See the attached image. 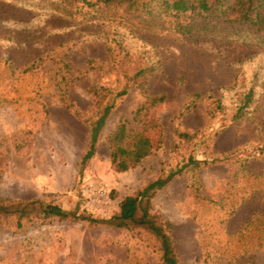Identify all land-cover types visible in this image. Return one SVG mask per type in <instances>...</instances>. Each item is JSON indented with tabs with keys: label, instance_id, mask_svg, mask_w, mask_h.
<instances>
[{
	"label": "rangeland",
	"instance_id": "obj_1",
	"mask_svg": "<svg viewBox=\"0 0 264 264\" xmlns=\"http://www.w3.org/2000/svg\"><path fill=\"white\" fill-rule=\"evenodd\" d=\"M112 33L123 38L122 54L113 52ZM126 54L155 57L157 72L146 94L133 88L117 102L95 156L82 166L94 113L89 90H121L134 66L122 63ZM39 60L34 72H24ZM253 86L249 108L235 121ZM149 97L164 101L137 115ZM186 104H192L189 111ZM121 121L134 131L144 122L155 125L144 132L152 154L127 172L115 171L107 147ZM179 133L192 139H180ZM190 159L207 165L192 164L175 176L152 199L154 212L171 225L181 264H204L202 251L228 258L226 246L236 245L245 225L264 213V49L194 44L117 22L84 24L0 0V198L40 200L80 218L108 221L124 198ZM192 183L217 203L228 202L236 186L240 192L245 183L251 187L225 233L215 234L212 226L226 218L225 210L218 206L208 213L190 195ZM0 264L161 262L132 232L52 218L24 229L0 224ZM236 264H264V247Z\"/></svg>",
	"mask_w": 264,
	"mask_h": 264
},
{
	"label": "trees",
	"instance_id": "obj_2",
	"mask_svg": "<svg viewBox=\"0 0 264 264\" xmlns=\"http://www.w3.org/2000/svg\"><path fill=\"white\" fill-rule=\"evenodd\" d=\"M13 2L21 7L84 24L117 22L136 30L167 35L194 44L214 42L264 49V0H13ZM110 38L114 44L113 52L122 54L120 50L123 48V38L120 39L114 34L110 35ZM41 61L28 67L24 72H34ZM122 63L134 66L131 68V74H126V82L121 90L114 91L107 87H92L89 90L94 113L92 121L88 124L89 144L82 159V166H86L95 156L100 136L117 102L127 96L133 88L146 94L149 90V79L156 74L159 66L155 57L141 60L133 59L130 54L124 56ZM254 88L255 86L244 94L233 117L235 121H238L249 108L254 96ZM193 98L195 103L200 95H194ZM163 101V97H149L138 109L137 115L144 109L147 111ZM187 105H184V111H189V107H192V104ZM151 127L155 125L144 122L141 128L134 131L129 128L127 121H121L115 127L107 139V147L111 152V162L115 171L127 172L152 154L153 144L144 134ZM178 136L180 139H192L187 133H179ZM261 153L263 154L262 151ZM192 164L196 167L207 165L206 162L190 159L182 168L172 170L168 175L149 183L136 195L124 198L120 203V212L108 221L92 217L80 218L57 205L40 200L21 201L0 198V224H13L17 229H24L38 221L44 223L56 218L61 221H86L91 225H105L134 233L159 257L161 264H181L171 237V225L154 212L151 202L175 176L183 174L184 169ZM243 178L248 179L247 175L239 177V179ZM236 184L238 181L235 182ZM247 184L242 186L241 192L236 190V186L226 203V200L221 203L206 200L200 194V187H195L194 183L190 186V195L200 203V206H208V213L218 206L221 210H225L226 218L212 225L216 226L215 234L225 233L226 223L251 189ZM235 185H232V188ZM229 191L231 190L227 192ZM208 237L212 239L213 233L211 232ZM206 238L207 236L204 235V239L201 240L203 249L206 248ZM236 238V245L226 246L228 258L223 254L211 256V253L202 251L204 264H236L241 256L262 248L264 213L253 217Z\"/></svg>",
	"mask_w": 264,
	"mask_h": 264
},
{
	"label": "crops",
	"instance_id": "obj_3",
	"mask_svg": "<svg viewBox=\"0 0 264 264\" xmlns=\"http://www.w3.org/2000/svg\"><path fill=\"white\" fill-rule=\"evenodd\" d=\"M263 247H264V246H263ZM263 247H262V248H263ZM262 248H260V249H262ZM260 249H258V250H260Z\"/></svg>",
	"mask_w": 264,
	"mask_h": 264
}]
</instances>
